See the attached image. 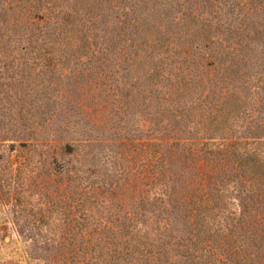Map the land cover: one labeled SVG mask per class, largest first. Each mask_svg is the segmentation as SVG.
Instances as JSON below:
<instances>
[{
    "label": "trees",
    "instance_id": "trees-1",
    "mask_svg": "<svg viewBox=\"0 0 264 264\" xmlns=\"http://www.w3.org/2000/svg\"><path fill=\"white\" fill-rule=\"evenodd\" d=\"M263 2L0 0V141L63 229L40 244L16 216L31 259L264 264Z\"/></svg>",
    "mask_w": 264,
    "mask_h": 264
},
{
    "label": "rangeland",
    "instance_id": "rangeland-1",
    "mask_svg": "<svg viewBox=\"0 0 264 264\" xmlns=\"http://www.w3.org/2000/svg\"><path fill=\"white\" fill-rule=\"evenodd\" d=\"M180 1L182 3L183 0ZM262 6L264 7V2L261 4H248L245 10L249 7L250 14H254L253 17H257L256 19L261 20L264 24V8ZM184 7L185 5L183 8ZM256 11L258 13H256ZM187 49L188 48L184 46L180 47L181 53L179 56H181V59L185 57L184 51L187 52ZM76 75H74L71 79H73ZM262 77L264 78V75H262ZM252 80L254 84L258 82L256 78ZM259 84L253 86L252 88L253 102H257V98H260V95L264 96V94L261 93L262 90H260L261 85H264V79H261ZM94 87L95 84H93L90 80L84 83V89L82 90V97L84 100L83 103L87 105L95 104L97 110L99 111L101 109V113L104 115H108L113 112L110 105H106L105 103L107 93L99 88L101 90L100 94V90H97ZM261 101L264 105V100L259 99V103ZM106 106L107 109H105ZM262 115L264 116V113H262ZM240 124H243V119H241V123H239V125ZM240 132H242V130ZM10 143V140L0 141V186L2 187L0 188V264H37L38 262L35 259L30 258L29 253L31 247L33 248V240H26L23 235L19 234L17 224L15 223L16 216H25L24 219H22V222L23 224L26 222V233L35 234L37 243L40 244L49 239L50 235L53 233L52 230L63 229L61 228L62 225L60 224V220L55 218L56 216L51 220L50 226H45L32 221L34 216L37 215H33L34 211H39V208L41 207V191L38 184H42L41 181L44 179V175L36 177L39 171L31 173L30 167L27 166L29 159L28 152L26 150L10 151ZM117 149L120 150L118 147ZM109 153L112 154L113 152L107 149L105 154L110 155ZM110 164L111 163L108 165ZM18 184H20V197L24 200V205L26 207L33 206L31 208L33 211H26L23 206L19 207L15 205L17 196H19V194H17L15 197V187ZM29 185H32V187ZM127 200L128 197L126 198V201ZM121 202L125 203V201ZM126 204L128 203L126 202ZM45 234L48 235L45 236ZM40 263L42 264L43 261H40Z\"/></svg>",
    "mask_w": 264,
    "mask_h": 264
}]
</instances>
